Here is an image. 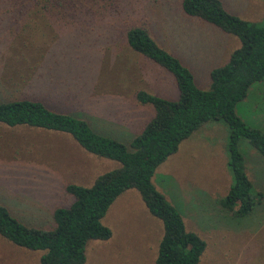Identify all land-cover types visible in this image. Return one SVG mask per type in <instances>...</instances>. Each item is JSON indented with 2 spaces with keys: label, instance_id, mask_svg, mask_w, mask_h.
I'll return each instance as SVG.
<instances>
[{
  "label": "rangeland",
  "instance_id": "obj_1",
  "mask_svg": "<svg viewBox=\"0 0 264 264\" xmlns=\"http://www.w3.org/2000/svg\"><path fill=\"white\" fill-rule=\"evenodd\" d=\"M221 1L245 20L264 19V0ZM48 5L41 12L33 0H0V96L51 97L48 104L55 111L79 117L125 144L153 114L150 105L135 101L136 90L166 99L178 94L170 73L128 49L127 26L144 23L151 37L189 68L201 89L208 87L209 64L220 65L237 42L185 15L179 0H56ZM235 111L264 132V81L248 88ZM226 137L221 121L201 125L155 167L151 182L180 212L185 228L204 241L198 264H264V158L240 140L255 203L243 216L222 210L219 200L230 183L223 158ZM117 166L84 151L66 133L0 125V204L25 224L52 227V210L72 201L66 184L89 185ZM101 223L110 236L86 243L83 264H154L161 223L136 190L120 193ZM39 254L0 237V264H38Z\"/></svg>",
  "mask_w": 264,
  "mask_h": 264
},
{
  "label": "trees",
  "instance_id": "obj_2",
  "mask_svg": "<svg viewBox=\"0 0 264 264\" xmlns=\"http://www.w3.org/2000/svg\"><path fill=\"white\" fill-rule=\"evenodd\" d=\"M55 1L33 0L41 12ZM179 7L185 15L234 36L237 43L223 63L209 70L208 87L201 89L194 84L189 68L159 45L144 23L127 26L124 40L128 49L170 73L178 92L175 99L141 89L134 92L135 101L150 105L153 114L127 144L94 131L79 117L55 111L48 104L51 97L0 96V125L63 132L84 151L118 163L96 175L89 185L66 184L64 191L72 201L52 210L50 228L25 224L0 204V237L26 250L40 251L38 264H83L86 243L109 238L110 230L101 218L127 189L136 190L148 213L161 223L154 264H198L204 241L185 228L180 212L155 189L151 176L181 140L206 122L221 121L227 128L225 151L230 183L219 205L236 216L252 210L255 201L239 143L245 140L264 158V132L247 124L235 107L253 83L264 81V19L245 20L221 0H179Z\"/></svg>",
  "mask_w": 264,
  "mask_h": 264
},
{
  "label": "crops",
  "instance_id": "obj_3",
  "mask_svg": "<svg viewBox=\"0 0 264 264\" xmlns=\"http://www.w3.org/2000/svg\"><path fill=\"white\" fill-rule=\"evenodd\" d=\"M215 31H217V30L215 29ZM236 43H237V42H236ZM231 49H232V48H231ZM231 49H230V50H231ZM219 53H220V49H219L215 54H219ZM228 53H229V50H228L227 54H225L226 56H224L223 60L220 59V60H219L220 62H218V63H220V64H221V62L223 63V62L225 61V59L227 58ZM215 54H214V55H215ZM225 57H226V58H225ZM211 65H212V64L210 63L209 66H208V69H207L208 72H209V70L211 69V68H209ZM216 66H217V65H216ZM205 73H206V71H205ZM205 76H206V75H205ZM208 78H209V77H208ZM201 80H203V79L201 78ZM204 83H205L206 85H208L209 81L207 82V81H206V78H205V79H204ZM206 123H207V122H206ZM206 123H204V124H206ZM204 124H203V125H204ZM255 151H256V150L253 149V148H252V149H251V148L249 149V152H250V153H254ZM256 152H257V151H256ZM224 153H225V151H224ZM224 153H223V158H224V161H226V155H225Z\"/></svg>",
  "mask_w": 264,
  "mask_h": 264
}]
</instances>
